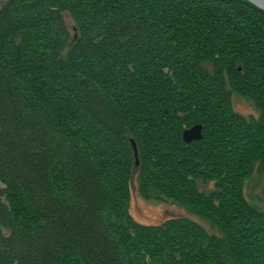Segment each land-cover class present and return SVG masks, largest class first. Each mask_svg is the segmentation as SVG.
<instances>
[{
    "label": "trees",
    "instance_id": "obj_1",
    "mask_svg": "<svg viewBox=\"0 0 264 264\" xmlns=\"http://www.w3.org/2000/svg\"><path fill=\"white\" fill-rule=\"evenodd\" d=\"M233 93L259 115L237 112ZM196 124L203 140L186 144ZM255 171L264 177V10L2 5L0 264H264V208L245 187ZM135 173L144 200L186 206L220 234L187 218L139 223Z\"/></svg>",
    "mask_w": 264,
    "mask_h": 264
},
{
    "label": "rangeland",
    "instance_id": "obj_2",
    "mask_svg": "<svg viewBox=\"0 0 264 264\" xmlns=\"http://www.w3.org/2000/svg\"><path fill=\"white\" fill-rule=\"evenodd\" d=\"M8 0L0 1V9L2 5ZM67 21L72 22L70 17L66 15ZM72 24V25H71ZM73 26V22L70 23ZM233 108L240 114L247 117L256 118L259 115L257 105L254 100L243 97L237 93L232 95ZM136 178V177H135ZM135 178L131 181L132 186V214L139 223L146 225H159L167 219L173 217L187 218L192 221L200 223L205 230L214 234H220L219 229L216 228L211 221L203 219L200 215L190 211L186 206H182L176 202L171 201H146L137 192V181ZM246 196L251 198L255 203L264 208V177L260 176L256 171L246 183ZM230 263V261H229Z\"/></svg>",
    "mask_w": 264,
    "mask_h": 264
},
{
    "label": "water",
    "instance_id": "obj_3",
    "mask_svg": "<svg viewBox=\"0 0 264 264\" xmlns=\"http://www.w3.org/2000/svg\"><path fill=\"white\" fill-rule=\"evenodd\" d=\"M249 3L254 4L256 7H258L260 10H264V0H246ZM203 126L201 124H196L195 126H192L190 129H186L183 131L182 136L184 139V142L186 144H192L194 141H200L203 140L202 135ZM132 147L134 149V155L136 160V167L139 166V160H138V149L136 147V143L133 139H131ZM137 173H135L132 176L131 181L136 177Z\"/></svg>",
    "mask_w": 264,
    "mask_h": 264
}]
</instances>
